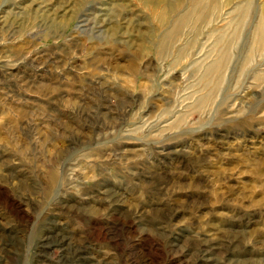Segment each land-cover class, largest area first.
<instances>
[{"label": "rangeland", "instance_id": "rangeland-1", "mask_svg": "<svg viewBox=\"0 0 264 264\" xmlns=\"http://www.w3.org/2000/svg\"><path fill=\"white\" fill-rule=\"evenodd\" d=\"M0 264H264V0H0Z\"/></svg>", "mask_w": 264, "mask_h": 264}, {"label": "bare ground", "instance_id": "bare-ground-1", "mask_svg": "<svg viewBox=\"0 0 264 264\" xmlns=\"http://www.w3.org/2000/svg\"><path fill=\"white\" fill-rule=\"evenodd\" d=\"M219 45V44H218ZM216 50V49H215ZM254 50V49H253ZM220 52V51H219ZM218 56H221V58H220V62H222L223 60H224V58H225V53L224 52H220L219 53V55ZM216 62H218V60L216 61ZM216 62H214V63H216ZM222 65H224V64H222ZM208 69V68H207ZM208 72V71H207ZM219 73V72H218ZM207 74V73H206ZM207 77V76H206Z\"/></svg>", "mask_w": 264, "mask_h": 264}]
</instances>
